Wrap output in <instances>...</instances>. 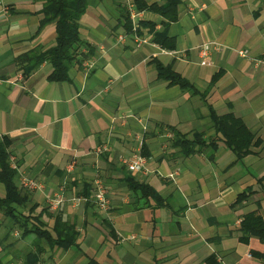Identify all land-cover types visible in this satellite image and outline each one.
Here are the masks:
<instances>
[{"label": "crops", "instance_id": "crops-1", "mask_svg": "<svg viewBox=\"0 0 264 264\" xmlns=\"http://www.w3.org/2000/svg\"><path fill=\"white\" fill-rule=\"evenodd\" d=\"M3 1L0 141H10L14 183L27 194L23 206H11L16 213L40 214L48 228L59 216L77 232L66 250L42 243L39 261L264 264V239L247 235L241 240L239 231L248 212L264 218V64L257 63L264 60V0H179L177 18L165 30L172 49L154 43L145 28L140 29L147 41L140 46L130 38L118 43L126 31V3L134 0H88L78 20L82 46L62 81L48 79V61L26 75L15 61L53 44L52 23L37 33L46 0ZM141 12V22L163 28L159 15ZM205 42L217 47L201 56L195 48ZM156 62L199 91L211 85L213 76L216 80L202 101L158 77ZM208 106L217 115L232 113L258 145L237 158L215 136ZM193 133H200L205 144L198 141L184 155L175 134L191 139ZM212 138L216 145L208 147ZM135 153L147 159V172L132 173L121 165V156ZM72 159L74 170L66 174ZM20 175L41 188L19 187ZM94 177L107 189L106 210L91 201ZM132 181L148 184L159 199L132 189ZM61 186L64 201L51 212L48 199ZM249 190L246 199L233 204ZM4 194L0 182V198ZM8 221L0 212V264H22L35 249L34 237L12 230Z\"/></svg>", "mask_w": 264, "mask_h": 264}, {"label": "trees", "instance_id": "trees-1", "mask_svg": "<svg viewBox=\"0 0 264 264\" xmlns=\"http://www.w3.org/2000/svg\"><path fill=\"white\" fill-rule=\"evenodd\" d=\"M88 0H46L43 7L39 11V23L37 33L49 23L54 25L55 38L53 44L44 49H32L16 57L15 61L21 65L23 74H29L42 61H48L52 70L48 76L49 80L62 81L67 79V71L75 57L77 47L82 46L78 32V20L84 13L87 7ZM163 4L145 3L141 0H134L133 4L138 11H147L159 15L164 20L161 21V30L154 29L155 23L152 21L140 22L141 29L145 28L152 35V41L162 48L172 49L174 44L172 38L167 35L166 27L168 22L174 21L177 18V6L179 0H163ZM123 27L126 32L130 30V20L128 12L123 16ZM139 29V34H141ZM158 77L166 80L169 84L178 85L182 91L190 94H198L202 101H204L205 93H207L210 86L216 80L213 76L211 85L203 91H199L190 82L185 80L179 74L171 70L169 66H162L155 63ZM208 116L210 119L211 128L214 130L216 137L220 138L225 147H227L237 158L246 155L250 148L258 145V139L253 140V135L248 131L246 126L232 113L217 115L208 106ZM176 142L184 155L190 154L194 151L195 145L201 143L202 135L200 133H193L191 139H187L186 135L175 134ZM10 141L3 138L0 141V182L3 184L5 194L0 198V212L5 217H9V224L11 229H18L22 235L32 234L34 251L28 252L22 264H38L41 255L42 243L49 248H59L66 250L75 243L77 232L72 224L63 221L59 216L53 217L51 227H47L41 221V215L16 213L11 204L23 206L27 200V194L22 193L16 187L14 178L16 169L10 166L8 151ZM174 145V144H173ZM216 145V138H212L207 146ZM206 146V147H207ZM132 189L139 190L142 195H152L159 199L154 190L146 183L134 182L130 183ZM88 190V187H86ZM252 190L248 192L239 193L233 204H237L246 199ZM89 196V195H88ZM35 205H33L34 207ZM14 227V228H13ZM239 231L241 232V240H245L247 235H254L258 239H264V218L256 211L248 212L240 221Z\"/></svg>", "mask_w": 264, "mask_h": 264}, {"label": "built area", "instance_id": "built-area-1", "mask_svg": "<svg viewBox=\"0 0 264 264\" xmlns=\"http://www.w3.org/2000/svg\"><path fill=\"white\" fill-rule=\"evenodd\" d=\"M126 9L128 12V18L130 20V30L129 32H124L117 37L118 43L124 42L127 38H130L136 47L147 41L146 37L139 34V29L141 28L140 22L142 20V12L136 10L133 2L126 3ZM7 13V6L4 4L3 0H0V15H5ZM217 45L213 42H205L196 46V51L201 56H206L211 50L216 49ZM238 53L242 56L246 55L245 50H238ZM257 63L264 64V60H257ZM121 165H123L129 172H147V159L140 153L132 154L131 156H121L119 158ZM11 167L16 169V166L12 159H10ZM75 161L72 159L67 163L65 167L66 174H70L74 170ZM171 176V175H170ZM18 186L28 190L33 191L40 189L41 186L34 179L19 176ZM92 197L91 201L102 210H106L109 206V201L107 197V189L105 185L99 180L98 177H94L92 180ZM64 186L59 187L53 194L51 198L48 199V209L51 212H55L59 205L64 201L63 195ZM38 264H48L45 262H38Z\"/></svg>", "mask_w": 264, "mask_h": 264}, {"label": "rangeland", "instance_id": "rangeland-1", "mask_svg": "<svg viewBox=\"0 0 264 264\" xmlns=\"http://www.w3.org/2000/svg\"><path fill=\"white\" fill-rule=\"evenodd\" d=\"M33 216H35V215H33Z\"/></svg>", "mask_w": 264, "mask_h": 264}]
</instances>
